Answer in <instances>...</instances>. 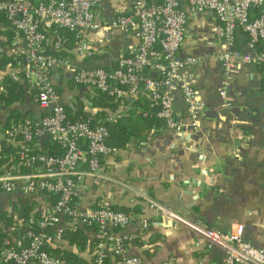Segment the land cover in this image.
Returning <instances> with one entry per match:
<instances>
[{
  "label": "crops",
  "instance_id": "crops-1",
  "mask_svg": "<svg viewBox=\"0 0 264 264\" xmlns=\"http://www.w3.org/2000/svg\"><path fill=\"white\" fill-rule=\"evenodd\" d=\"M128 8V0H101L93 12L96 20L105 23ZM183 9L187 23L177 55L197 58L184 70L198 89L203 108L194 121L183 118L185 125L179 130L166 128L152 116L142 96L122 104L101 102L95 89L77 85L71 79L74 66L111 68L119 55L131 54L137 42L133 35L118 28L106 35L102 31H82L91 56L79 55L74 33L65 30L48 31L44 43L45 50L51 51L54 35L63 39L58 54L67 58L70 66L55 68L51 80L67 114H90L95 120L112 122L117 136L126 138L122 147L112 148L100 158L98 182L86 177L75 202L85 208L106 201L114 210L132 214L133 219L124 227L107 224L106 229L124 236L126 253L141 258L142 264H220L222 258L218 247L208 245L184 225L150 207L151 202L187 221H200L224 232L231 224L241 223L242 238L255 247H264V64L235 65L225 95L220 97L223 75L215 55L223 49V43L213 36L214 18L207 12L190 13L186 5ZM244 40L237 31L238 49L244 50ZM24 48L22 39L13 37L0 12V92L9 71L19 70ZM14 60L20 62L8 63ZM22 91L21 99L0 104V127L7 120V127L14 122L9 118L11 113L33 120L46 113L25 94L24 86ZM185 108L176 92L175 116L183 117ZM3 135L0 133V138L13 147L20 142L19 137L11 142ZM34 147L48 151L53 146L42 138L34 142ZM54 198L39 191L0 193V234L10 242L22 237L17 235L21 222L17 214L21 209L19 200L29 205V217L40 218L49 211ZM141 217L147 220L145 228L141 227ZM59 224L77 229L76 234L62 236L57 245L65 253L63 264H93L99 240L96 230L70 225L65 220ZM105 252L104 264H115L116 256L109 247ZM0 264L9 263L0 260Z\"/></svg>",
  "mask_w": 264,
  "mask_h": 264
},
{
  "label": "built area",
  "instance_id": "built-area-1",
  "mask_svg": "<svg viewBox=\"0 0 264 264\" xmlns=\"http://www.w3.org/2000/svg\"><path fill=\"white\" fill-rule=\"evenodd\" d=\"M100 1L0 0V12L13 37L21 38L25 47L19 70L11 69L9 77L23 83L25 94L46 110L36 120L26 117L4 130L7 140L13 142L19 137L20 142L16 143L14 160L0 174V193L39 191L55 197L45 215L28 218L32 227L22 237L14 242L0 238V260L4 263L63 264L47 248L60 243L63 226L59 223L65 220L70 225L96 230L99 240L93 264H103L106 247L118 257L115 264H142L141 258L126 253L124 236L106 229L107 224L124 227L133 219L132 214L114 210L106 201L85 208H79L75 202L86 177L98 182L100 158L113 149L106 144L108 133L103 125H91L89 119L67 118L51 72L69 67L70 62L58 54L63 39L56 34L51 51L45 50L48 31L74 33L75 50L82 56L92 54L82 31H102L106 35L118 28L136 37L131 54L119 55L111 68L74 66L71 79L77 85L105 94L117 104L142 96L149 106L155 107V116L163 126L173 130L185 125L183 118L194 121L203 108L198 89L184 70L195 64L197 58L177 55L187 23L183 5L190 13L207 12L214 18L213 36L223 43V49L215 55L223 75L220 97L225 95L229 73L235 65L264 64V0H128V10L105 23L96 20L93 12ZM237 31L245 37L244 50L235 45ZM176 92L186 105L183 117L175 116L173 111ZM42 138L54 144L59 153L37 151L34 142ZM150 207L184 225L208 245L218 247L222 251L220 264H264V247H255L242 238L243 224L233 223L224 232L200 221H187L154 202ZM140 224L145 228L146 218L141 217Z\"/></svg>",
  "mask_w": 264,
  "mask_h": 264
},
{
  "label": "trees",
  "instance_id": "trees-1",
  "mask_svg": "<svg viewBox=\"0 0 264 264\" xmlns=\"http://www.w3.org/2000/svg\"><path fill=\"white\" fill-rule=\"evenodd\" d=\"M66 32H69V31H66ZM17 61L20 62L19 60H14V61H8V63L10 65H14L15 63H17ZM19 83L13 81L9 77V75L6 76V78L4 79V82H3V84H4L3 85V91L0 92V104L5 106V105H8L9 103H11L15 100L21 99V96L23 95V91H22L23 86L19 85ZM95 91L98 92L97 90H95ZM98 99L101 102H103V101L114 102L109 97H107L105 94L100 93V92H98ZM146 103L149 106V103L147 100H146ZM149 109L151 111L152 116L153 115L155 116V107L149 106ZM65 111H67V110L65 109ZM66 114H67V112H66ZM143 116L144 117L148 116V113H146ZM26 117H27L26 115H22L18 112L11 113V115L9 116V118H12V120H14V121H18V120H21V119L26 118ZM94 117H95L94 115H90V114H84V115L78 114L75 116H70L67 114V118L70 120H86V119H89V122L91 125H96V124L103 125L107 129V133H108L107 137H106L107 146H109L111 148H115V147H122L125 144L126 138L120 139V137L117 136V134L113 131V129L115 128L114 123L106 122V121H98V120H95ZM156 119H158V118L156 117ZM8 121L9 120H7L5 122V124L0 127V133L3 134L4 130L7 128V122ZM51 145L53 147L50 148V150L43 151V152L50 153V154H58L59 150L57 149V147L54 144H51ZM16 149H17V146L13 147L3 137L0 138V174L3 172V169L9 163H11L14 160V153H15ZM19 204L21 206V209L18 211L17 214L21 218V222L19 223V225L17 227V231H18L17 235H23L29 227H32V224L28 222L29 216L27 215V211H28L29 205L25 202V200H19ZM118 211H120V210H118ZM32 218L38 219L39 217L38 218L32 217ZM52 229H53V227H50V231ZM66 233L76 234L77 229H76V227H70V226L63 227L62 228V236H64ZM2 237H4V236L0 234V238H2ZM95 246H96V244H95ZM47 249L51 253L58 255L61 258V260H64L65 253L62 249L57 248V246H52V247L49 246ZM93 258H94V254L92 255V259ZM117 260H118V258L116 256V261ZM104 262H105V258L103 260V264H104Z\"/></svg>",
  "mask_w": 264,
  "mask_h": 264
}]
</instances>
